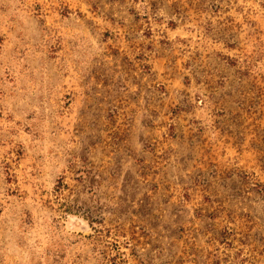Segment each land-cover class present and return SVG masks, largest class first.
<instances>
[{
	"label": "rangeland",
	"instance_id": "obj_1",
	"mask_svg": "<svg viewBox=\"0 0 264 264\" xmlns=\"http://www.w3.org/2000/svg\"><path fill=\"white\" fill-rule=\"evenodd\" d=\"M0 264H264V0H0Z\"/></svg>",
	"mask_w": 264,
	"mask_h": 264
}]
</instances>
